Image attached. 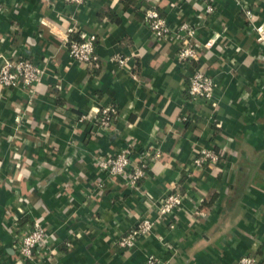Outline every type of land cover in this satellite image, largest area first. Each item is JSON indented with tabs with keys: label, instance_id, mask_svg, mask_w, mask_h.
Segmentation results:
<instances>
[{
	"label": "crops",
	"instance_id": "crops-1",
	"mask_svg": "<svg viewBox=\"0 0 264 264\" xmlns=\"http://www.w3.org/2000/svg\"><path fill=\"white\" fill-rule=\"evenodd\" d=\"M241 3L251 22L232 0L211 13L202 0H0V66L24 58L43 69L29 108L21 90L0 89V264L264 263V44L253 31L264 26V0ZM150 5L171 28L168 41L142 24ZM180 25L194 32L196 61H177ZM75 31L95 35L96 68L69 57ZM199 70L214 83L215 108L187 96ZM111 105L116 120L98 131ZM128 142L135 163L142 150L157 153L133 189L95 166ZM204 149L220 160L196 168ZM174 191L180 208L120 248ZM34 222L47 245L20 260L18 238Z\"/></svg>",
	"mask_w": 264,
	"mask_h": 264
},
{
	"label": "built area",
	"instance_id": "built-area-1",
	"mask_svg": "<svg viewBox=\"0 0 264 264\" xmlns=\"http://www.w3.org/2000/svg\"><path fill=\"white\" fill-rule=\"evenodd\" d=\"M69 4L80 5L86 0H65ZM205 3L206 13H211L214 3L217 0H202ZM242 8L245 17L251 22L254 18L252 12L243 6L241 0H232ZM142 24L149 30L151 37L156 41H168L171 39L172 31L164 17L160 15L154 6L141 9ZM178 30L184 33L177 52V61L186 63L196 61L199 54V46L195 43L194 32L186 25H180ZM256 41L264 44V26L253 27ZM76 32V31H75ZM76 38L67 39V52L69 57L78 64L96 68L98 57L95 54L96 37L83 31L76 32ZM210 47V43L205 45ZM111 61L120 66H124L125 59L116 56ZM43 69L33 64L28 59H4L0 66V89L21 90L26 97V108L31 107L36 95V87L40 82ZM214 83L212 79L200 70L195 72L187 83V96L190 100H202L211 108H215L213 100ZM117 109L114 105L102 109L94 122L95 128L105 130L116 120ZM83 118V117H82ZM134 145L126 143L116 154L98 158L95 166L99 172L105 173L108 177L120 178L127 187L135 188L139 181L145 176L146 170L151 161L156 159L157 153L141 151L137 162L132 160ZM220 160L219 154L211 149L199 151L193 158L192 164L196 168L208 167L217 164ZM183 195L179 191H174L163 197L156 209L154 218H142L131 227L117 242V245L130 250L134 247L137 238L149 234L156 223L162 219L173 215L181 206ZM170 227H173L171 225ZM47 245V235L39 223L34 222L31 229L18 238L16 245L17 256L20 260H30L34 251L44 249ZM145 264H157V261L148 257ZM236 264H264L253 256H242Z\"/></svg>",
	"mask_w": 264,
	"mask_h": 264
}]
</instances>
